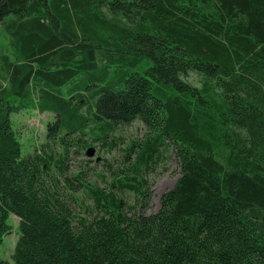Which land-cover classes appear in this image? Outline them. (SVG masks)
<instances>
[{"label":"trees","instance_id":"1","mask_svg":"<svg viewBox=\"0 0 264 264\" xmlns=\"http://www.w3.org/2000/svg\"><path fill=\"white\" fill-rule=\"evenodd\" d=\"M29 110L62 155L22 156ZM135 121L127 212L66 151ZM170 145L180 176L146 214L141 170ZM10 214L12 264H264V0H0V247Z\"/></svg>","mask_w":264,"mask_h":264},{"label":"rangeland","instance_id":"2","mask_svg":"<svg viewBox=\"0 0 264 264\" xmlns=\"http://www.w3.org/2000/svg\"><path fill=\"white\" fill-rule=\"evenodd\" d=\"M186 80L198 86V77L194 73H189ZM52 120V115L40 114L36 110L11 115L12 128L18 137L23 157L43 151L55 157L64 153L63 147L57 141H49L46 138V124ZM146 133L145 125L135 121L128 126L116 127L106 143L95 142L90 135H73L70 147L66 151L68 152L67 176L72 177L82 173L83 181L88 188H98L105 193L112 191L116 198L121 199L125 204L127 212H131V208L134 207L139 209L135 194L127 190L120 192L113 183L116 178L134 171L127 160V148L134 142L141 144ZM89 148L94 150L91 158L85 155ZM162 152L159 158H154L147 168L141 170L144 189L149 194L146 214L158 210L160 197L174 187L180 176L179 161L172 146ZM77 197L84 201V206L92 208V200L84 193H79ZM77 210L81 209L77 208ZM8 225L10 232L3 238L0 257L12 264L11 256L19 236L18 219L10 214Z\"/></svg>","mask_w":264,"mask_h":264},{"label":"water","instance_id":"3","mask_svg":"<svg viewBox=\"0 0 264 264\" xmlns=\"http://www.w3.org/2000/svg\"><path fill=\"white\" fill-rule=\"evenodd\" d=\"M93 154H94V150H93L92 148H89V149L86 151V153H85V155H86L88 158H91V157L93 156Z\"/></svg>","mask_w":264,"mask_h":264}]
</instances>
